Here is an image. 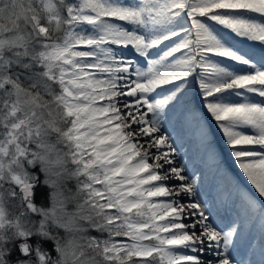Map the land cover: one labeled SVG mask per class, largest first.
Listing matches in <instances>:
<instances>
[{"label": "snow or ice", "instance_id": "6c2138e0", "mask_svg": "<svg viewBox=\"0 0 264 264\" xmlns=\"http://www.w3.org/2000/svg\"><path fill=\"white\" fill-rule=\"evenodd\" d=\"M0 264H264V0H0Z\"/></svg>", "mask_w": 264, "mask_h": 264}, {"label": "trees", "instance_id": "16d2710c", "mask_svg": "<svg viewBox=\"0 0 264 264\" xmlns=\"http://www.w3.org/2000/svg\"><path fill=\"white\" fill-rule=\"evenodd\" d=\"M38 189H39V188H37V190H36V201H37V203H39V202L41 201V197H42V196L39 194ZM46 247H47V248H51L52 245H51V244H48V245H46Z\"/></svg>", "mask_w": 264, "mask_h": 264}, {"label": "rangeland", "instance_id": "374dc122", "mask_svg": "<svg viewBox=\"0 0 264 264\" xmlns=\"http://www.w3.org/2000/svg\"><path fill=\"white\" fill-rule=\"evenodd\" d=\"M38 191H39V194L42 196L41 199H42L43 197H45V195H46V193H47V189H46V188L40 187V188L38 189Z\"/></svg>", "mask_w": 264, "mask_h": 264}, {"label": "bare ground", "instance_id": "6f19581e", "mask_svg": "<svg viewBox=\"0 0 264 264\" xmlns=\"http://www.w3.org/2000/svg\"><path fill=\"white\" fill-rule=\"evenodd\" d=\"M256 50H258V47H257ZM129 55H131V52H129ZM173 120H174V118H173ZM216 135L218 136L219 134L217 133ZM233 171H234V174L239 177V173H235V170L234 169H233ZM241 179H243V178L241 177ZM225 218H227V217L225 216Z\"/></svg>", "mask_w": 264, "mask_h": 264}]
</instances>
